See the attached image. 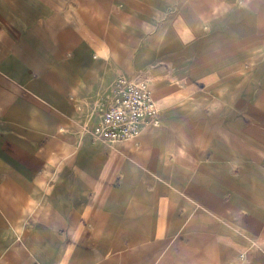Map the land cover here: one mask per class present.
<instances>
[{
  "label": "crops",
  "instance_id": "0c3cea01",
  "mask_svg": "<svg viewBox=\"0 0 264 264\" xmlns=\"http://www.w3.org/2000/svg\"><path fill=\"white\" fill-rule=\"evenodd\" d=\"M0 264H264V0H0Z\"/></svg>",
  "mask_w": 264,
  "mask_h": 264
},
{
  "label": "built area",
  "instance_id": "2783aa9c",
  "mask_svg": "<svg viewBox=\"0 0 264 264\" xmlns=\"http://www.w3.org/2000/svg\"><path fill=\"white\" fill-rule=\"evenodd\" d=\"M98 121L90 128L92 140L111 145L136 139L145 125L159 123V107L148 78L118 76L111 91L96 104Z\"/></svg>",
  "mask_w": 264,
  "mask_h": 264
}]
</instances>
